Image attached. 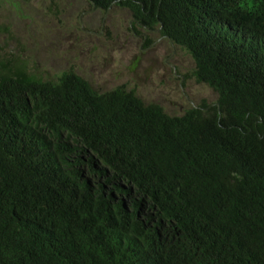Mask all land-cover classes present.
I'll return each mask as SVG.
<instances>
[{
  "label": "trees",
  "instance_id": "obj_1",
  "mask_svg": "<svg viewBox=\"0 0 264 264\" xmlns=\"http://www.w3.org/2000/svg\"><path fill=\"white\" fill-rule=\"evenodd\" d=\"M88 2L186 51L216 105L0 59V264H264V0Z\"/></svg>",
  "mask_w": 264,
  "mask_h": 264
},
{
  "label": "rangeland",
  "instance_id": "obj_2",
  "mask_svg": "<svg viewBox=\"0 0 264 264\" xmlns=\"http://www.w3.org/2000/svg\"><path fill=\"white\" fill-rule=\"evenodd\" d=\"M11 57L43 80L70 70L98 92L123 86L170 116L217 101L195 83L186 51L116 5L102 12L88 0H0V59Z\"/></svg>",
  "mask_w": 264,
  "mask_h": 264
},
{
  "label": "flooded vegetation",
  "instance_id": "obj_3",
  "mask_svg": "<svg viewBox=\"0 0 264 264\" xmlns=\"http://www.w3.org/2000/svg\"><path fill=\"white\" fill-rule=\"evenodd\" d=\"M139 28H142L143 30H145L146 32L148 31V30H146V28L145 27H139ZM154 32H156L158 35H160V31L158 30V29H155V30H152V31H148V33H154ZM161 38H163V39H165L164 37H162V36H160ZM175 71V70H174ZM183 78H181V80H182Z\"/></svg>",
  "mask_w": 264,
  "mask_h": 264
}]
</instances>
